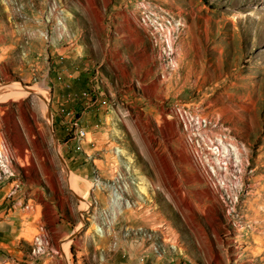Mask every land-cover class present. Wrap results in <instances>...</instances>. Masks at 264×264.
Segmentation results:
<instances>
[{
  "label": "rangeland",
  "instance_id": "1",
  "mask_svg": "<svg viewBox=\"0 0 264 264\" xmlns=\"http://www.w3.org/2000/svg\"><path fill=\"white\" fill-rule=\"evenodd\" d=\"M4 116L26 145L0 131L6 180L38 190L36 264H264V0H0Z\"/></svg>",
  "mask_w": 264,
  "mask_h": 264
},
{
  "label": "crops",
  "instance_id": "2",
  "mask_svg": "<svg viewBox=\"0 0 264 264\" xmlns=\"http://www.w3.org/2000/svg\"><path fill=\"white\" fill-rule=\"evenodd\" d=\"M3 119V120H2ZM0 131L7 130L11 134L8 141L11 149L18 150L20 155H24L25 142L18 133L15 123H7L6 117H0ZM30 127V126H29ZM28 127V128H29ZM32 130V127L29 128ZM36 184H21L16 178L0 183V264H27L29 261V248L20 240V234L24 233L27 227L33 228L39 225L36 217L38 206ZM27 204L30 207L25 209ZM44 216L40 218L45 220ZM61 227V225H60ZM57 229V228H55ZM28 245V244H27ZM38 264H59L51 257H43Z\"/></svg>",
  "mask_w": 264,
  "mask_h": 264
},
{
  "label": "built area",
  "instance_id": "3",
  "mask_svg": "<svg viewBox=\"0 0 264 264\" xmlns=\"http://www.w3.org/2000/svg\"><path fill=\"white\" fill-rule=\"evenodd\" d=\"M172 65H173V67L175 66V64H172ZM70 78H71V75L66 76L60 72L57 73V75H56L57 81L62 83V84L64 83V85L68 89L72 88L70 82L67 80V79L70 80ZM89 82H90V86L88 88L81 90L78 93V97L82 100L81 104L79 105L78 110H77V112H79V113L86 111L87 109H91L93 106L97 105L93 101L94 94H95V88L93 87V84H92V78L89 80ZM71 97H72L71 94L67 93L65 102H68ZM59 110L61 112L59 114H61V115L66 114L69 116V115L74 114V117L76 115L75 109L69 110L68 108H64L62 105H60ZM176 115L179 118V120H181L182 122L185 123V127H186L187 122L197 123V125L199 126V133H192V132L191 133L194 134V136L197 139H199V137H201V139H202V135H205V132H202L201 130L203 129L204 126L207 125V124H201V117H204L203 115H201L200 113L195 112V111L181 109V108L176 109ZM74 117H72L71 119H73ZM69 123H70V125H69ZM69 123H68V125H65V131L70 132L72 130V134H73L72 139L75 140V149H77V150L83 149V145L87 141V132H86L85 128L82 127V125L80 123H78V119H75V118L73 119V121H71ZM208 152L209 153L211 152L210 145L208 147ZM213 153H215V152H213ZM9 159H14V157L11 155L10 151L5 146V144L0 143V183H3L4 181H6V179H8L14 173L13 168L11 166H9ZM36 236H45V243L43 244L41 249H33V242H34V239L36 238ZM47 252H48V241H47L46 234L44 232H40V233L36 234L33 237V239L31 240V250H30V257H29V263L28 264H36L37 260L41 256H43L44 254H46Z\"/></svg>",
  "mask_w": 264,
  "mask_h": 264
},
{
  "label": "bare ground",
  "instance_id": "4",
  "mask_svg": "<svg viewBox=\"0 0 264 264\" xmlns=\"http://www.w3.org/2000/svg\"><path fill=\"white\" fill-rule=\"evenodd\" d=\"M166 37L164 38V44H165V46H166V49H168L169 51L168 52H170V36H169V34H166L165 35ZM168 40V41H167ZM166 52V51H165ZM9 88V87H8ZM16 98H18V96H16V97H7V98H3V99H1V100H3V101H5V100H12V99H16ZM203 117H201V124L203 123V122H205V120L204 119H202ZM184 123V122H183ZM187 123H195V122H187ZM196 125H197V123H195ZM192 125H190V127H191ZM195 126V125H194ZM194 128V127H193ZM195 128H196V126H195ZM197 129V128H196ZM230 153H231V151L227 154V152H226V154H227V157H228V161L230 162L231 161V159H230ZM225 157V156H224ZM9 162H10V159H9ZM10 166V165H9ZM127 187V186H126ZM113 195H115L117 198H119V192L118 191H116V192H113ZM130 206V204L129 205H127L126 204V207H129ZM34 241H35V243H34V245H33V249H41V247L43 246V244L45 243V236H36V238L34 239ZM67 245V244H66ZM66 245H63V252H64V254H65V246Z\"/></svg>",
  "mask_w": 264,
  "mask_h": 264
}]
</instances>
